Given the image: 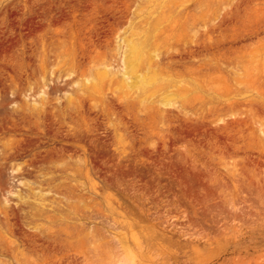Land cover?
I'll return each mask as SVG.
<instances>
[{
	"label": "rangeland",
	"instance_id": "1",
	"mask_svg": "<svg viewBox=\"0 0 264 264\" xmlns=\"http://www.w3.org/2000/svg\"><path fill=\"white\" fill-rule=\"evenodd\" d=\"M0 264H264V0H0Z\"/></svg>",
	"mask_w": 264,
	"mask_h": 264
},
{
	"label": "bare ground",
	"instance_id": "2",
	"mask_svg": "<svg viewBox=\"0 0 264 264\" xmlns=\"http://www.w3.org/2000/svg\"><path fill=\"white\" fill-rule=\"evenodd\" d=\"M140 77L138 76L136 79H139Z\"/></svg>",
	"mask_w": 264,
	"mask_h": 264
}]
</instances>
